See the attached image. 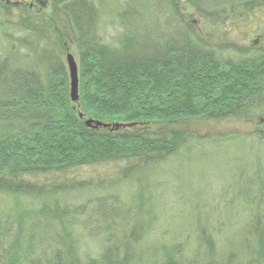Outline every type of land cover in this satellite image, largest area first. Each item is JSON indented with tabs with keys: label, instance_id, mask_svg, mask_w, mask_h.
I'll list each match as a JSON object with an SVG mask.
<instances>
[{
	"label": "trees",
	"instance_id": "trees-1",
	"mask_svg": "<svg viewBox=\"0 0 264 264\" xmlns=\"http://www.w3.org/2000/svg\"><path fill=\"white\" fill-rule=\"evenodd\" d=\"M49 2L78 51L79 99L66 38L25 11L0 25V264H264V126L243 139L252 156L188 236L159 228L156 213L165 171L199 158L205 142L242 141L170 125L264 124V48L215 45L210 27L184 15L238 12L258 27L264 0ZM236 209L230 231L217 217Z\"/></svg>",
	"mask_w": 264,
	"mask_h": 264
},
{
	"label": "rangeland",
	"instance_id": "rangeland-1",
	"mask_svg": "<svg viewBox=\"0 0 264 264\" xmlns=\"http://www.w3.org/2000/svg\"><path fill=\"white\" fill-rule=\"evenodd\" d=\"M50 7L49 0H0V10L5 9L4 12H0V25L16 23L21 11H25L31 15L34 14L39 22L55 31L54 35L57 33L61 38H66L64 58L66 66V56L68 54L74 56L79 66L78 51L74 41L66 33V25L63 18L55 16ZM220 14L222 18L216 20L217 22H213L211 19L205 16L202 17L199 14L195 15L194 13L191 16L184 15V17H186L187 21L197 26L204 23L207 27H210L212 32L209 40L215 45L221 47L234 45L241 48L260 46L264 48V38H260L264 37L262 36V33H264V20L259 21L260 23L257 27L251 21H243L244 17H240V13L238 12L231 15L229 13L224 14V12ZM199 30L201 31V29ZM116 32V29H111L107 39L115 37ZM50 34H52L51 31ZM2 48L3 41L0 35V50ZM260 124L258 119L204 118L190 119L179 123L174 122L170 125L174 129L192 131L201 138L234 134L235 137L240 136L242 141L237 144L236 142L224 144L219 148L205 142L200 148L201 150L197 152L200 155L199 158L183 160L178 169L171 167L167 171L164 170L166 176L163 177L164 179L158 181H162L161 184L164 186L158 189L160 194L164 193L162 204L158 209L156 208L159 220L157 226L159 228H164L165 230L172 229L174 231L177 229L183 235L188 236L191 233L189 224L196 218H199V214H204V205H221V200L218 198L219 193L226 187L233 185V181H235L239 174L240 165L244 164L246 159L248 161V158L254 152L251 141L243 139L249 140L251 134L258 127L264 126V124ZM89 171L97 172V170L84 169L78 171L77 174L83 175ZM167 177L171 180H165ZM131 189H133L132 184L126 185V192L129 193ZM232 214L228 218L225 217L230 221L217 217V220L223 221L230 231L233 228H237L238 225L236 224L239 221L237 209ZM148 227L149 224L145 223V229Z\"/></svg>",
	"mask_w": 264,
	"mask_h": 264
},
{
	"label": "water",
	"instance_id": "water-1",
	"mask_svg": "<svg viewBox=\"0 0 264 264\" xmlns=\"http://www.w3.org/2000/svg\"><path fill=\"white\" fill-rule=\"evenodd\" d=\"M66 62L69 70L70 76V84H71V100L72 102L76 103L79 99V73H78V65L73 55L68 54L66 56ZM88 127H99L102 126V123L97 122L93 124L92 121H88ZM106 126V125H105Z\"/></svg>",
	"mask_w": 264,
	"mask_h": 264
}]
</instances>
